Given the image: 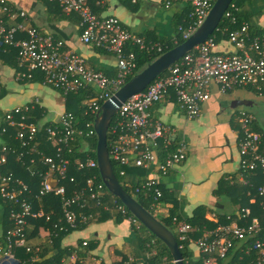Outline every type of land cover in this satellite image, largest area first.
Here are the masks:
<instances>
[{
  "label": "built area",
  "instance_id": "2783aa9c",
  "mask_svg": "<svg viewBox=\"0 0 264 264\" xmlns=\"http://www.w3.org/2000/svg\"><path fill=\"white\" fill-rule=\"evenodd\" d=\"M48 1L58 2L67 15L79 16L81 40L84 44L104 48L116 56L118 62L114 75L89 68L86 59L78 53L63 52L61 40L43 33L32 24L27 12L12 7L7 0H0V44L17 51L19 70L16 74L19 82L31 78L35 72H40L45 75V85L62 91L64 95L96 87L100 91L97 99L87 101L88 108L83 112L86 116L88 114L94 116L95 121L102 104L125 85L127 78L135 71L136 50L163 54L168 45L147 42L124 28L114 16H98L90 8V0ZM186 1L189 3L190 12L183 24L187 25H180L178 28L184 40L189 39L203 25L216 2V0ZM170 3L167 2V5ZM225 16L232 17V14L227 11ZM233 21L236 19L233 18ZM249 31L250 24L245 22L240 29L230 34L229 41L236 48V52L231 54L216 52L215 40L210 37L204 44L171 66L165 76L159 77L146 90L122 103L112 121L114 124L111 123L108 131L114 137L109 153L111 160L119 166L141 168L149 172L147 180L136 187L137 193L153 191L154 199L159 201L163 197L161 178L169 176L187 160L188 144L185 138L179 135L176 129L152 119L150 109L156 103L174 92L187 118L196 120L201 115L202 105L210 98L209 88L213 82L217 83L224 93L235 88H250L257 94L264 95V36L252 38ZM36 104L40 105L37 101L10 109H0V163H6L7 153H13L5 145L10 139L22 143L21 158L26 155L25 147H31L32 143L38 145L43 137L46 138V141L56 149V157L46 155V151L38 147L31 148V152L40 155L43 163L49 167L46 172L35 173L43 179L40 195L61 196L64 200L65 222L75 227L77 215L71 208L74 205L90 206L92 202L87 198V188L75 191L72 197L65 199L67 190L61 181L67 177L70 161L62 157V152L64 147L74 142L76 136L83 134L84 130L76 126L74 114L68 111L54 119L47 120L44 117L38 123H34L31 115ZM238 120L240 181L243 185L249 186L252 178L259 174L264 179V149H261L263 136L254 130L253 115L242 111ZM85 127L88 129L91 123L86 122ZM94 134L95 129H88L86 135ZM160 149L166 151V156L162 160L158 157ZM77 164L79 170L98 168L97 161L92 158L86 162L78 161ZM152 171H157V175L151 174ZM120 174L127 181V172L121 170ZM96 178L94 175L88 180L92 199L98 196L93 190ZM70 180L73 182L74 178ZM127 184L132 185L128 181ZM98 190L100 195L104 194L107 188L102 183ZM26 192H30L26 184L0 172V197L13 201L12 203L19 208L17 212L11 210L10 220L14 224L13 228L7 231L0 229V264H28L17 260L16 250L28 245L26 230L30 227L31 220L41 218L43 212L34 211L31 203L23 198ZM258 194L264 198V183L258 187ZM112 209L120 211L125 216L130 212L121 202H116ZM250 215L249 208H242L236 214L239 220L247 219ZM126 219L136 230L143 227L133 215L127 216ZM228 220L232 223L219 226L196 242L200 253L226 259L229 249L233 246L231 239L242 242L253 239L255 240L253 248L260 252L261 257L252 264H264V239H258L263 231L261 223L254 219L249 226H241L234 221L233 215L229 216ZM191 230V225L183 223L178 228L180 240H186ZM27 251H31L30 246ZM242 260L241 258V262ZM36 261V258L32 259V262ZM241 262L237 264H242ZM161 264H174V261L165 258ZM201 264H217V258L204 257Z\"/></svg>",
  "mask_w": 264,
  "mask_h": 264
},
{
  "label": "crops",
  "instance_id": "0c3cea01",
  "mask_svg": "<svg viewBox=\"0 0 264 264\" xmlns=\"http://www.w3.org/2000/svg\"><path fill=\"white\" fill-rule=\"evenodd\" d=\"M7 1L16 9L27 12L32 24L43 33L61 40L63 52L78 53L91 68L107 75L115 74L118 61L113 53L107 50L100 52L96 47L82 42L78 15L63 13L62 19L49 22L48 17L53 16L51 10L54 11L55 8L45 0ZM167 2H171L170 5ZM89 6L98 16L116 17L124 28L147 42L166 44L177 40V28L185 22L190 12L186 0H90ZM249 9L254 15L252 22L256 31L264 36V0H255ZM52 26L59 29L63 36L52 29ZM215 51L231 54L236 52V48L228 40L216 44ZM17 71L14 66L0 59V94L5 92L0 100L1 110L38 101L46 110L45 118L54 119L67 111V100L61 93L53 89L46 91L45 85L40 83L21 84L17 80ZM10 92L18 95V100L13 99L14 105L3 107L2 102ZM209 92L210 98L202 105L201 115L196 120L187 118L174 92L150 109L153 120L176 129L188 144L187 160L169 176L161 178V181L167 189L177 192L185 218L193 217L196 209L204 207L207 209L208 220L219 223L222 217H226L231 224L228 217L241 210L240 196L243 195L239 174L241 155L238 116L245 111L255 117L254 129L263 135L264 146V95H259L250 88H235L224 93L214 82L211 83ZM151 174L157 175V171H152ZM139 180L134 173L127 176V181L132 184ZM254 202L255 199H252L251 203ZM162 210L165 211L163 214L167 213L165 208L158 213L161 214ZM34 232L33 227L29 233L28 245L45 246L47 235H34ZM80 241H84L85 245L93 242L96 248L84 259L76 254L67 261L63 259L64 264H122L124 257H129L130 262L135 259L137 264H144L148 258L141 250L133 226L127 220L121 223L114 220L92 223L84 230L65 237L62 247H76ZM193 250L196 257L201 254L198 246L194 245ZM227 259L225 261L230 262L232 256Z\"/></svg>",
  "mask_w": 264,
  "mask_h": 264
},
{
  "label": "trees",
  "instance_id": "16d2710c",
  "mask_svg": "<svg viewBox=\"0 0 264 264\" xmlns=\"http://www.w3.org/2000/svg\"><path fill=\"white\" fill-rule=\"evenodd\" d=\"M45 1L47 4H51V6L55 8L54 11L51 10L53 16L49 15L48 21L54 22L59 18L62 19L64 11L60 4L58 2H50L48 0ZM253 1L254 0H234L228 10V12L232 14V17L224 16L218 27V30L212 35V38L215 40L216 44L222 41H228L230 39V34L240 29L242 24L245 22L250 24L249 33L252 38L256 36H263L262 33L256 31V28L252 22L254 15L249 8L251 7ZM233 18L236 19L235 22L233 21ZM183 23L185 22L183 21ZM183 23L182 25H187ZM184 41L185 40L178 31L176 42L167 43L168 48L166 52L183 43ZM96 48L100 52H105L104 48ZM136 54L137 67L133 74L127 78L126 82L130 81L136 74L141 72L150 63L162 55L157 52L147 53L140 52L138 50H136ZM17 58L18 53L16 50L0 44V59L8 65L14 66L16 70H19V62ZM88 67L91 68L89 65ZM91 69L95 70L94 68ZM167 73L168 71L162 76H165ZM45 79L46 78L44 74L35 72L32 74L31 78L26 79L25 81L21 82V84L40 83L45 85ZM58 92L61 93V95H63L67 100V111L74 114L76 126H78L80 130H84V133L76 136L74 142H71L68 144V146L64 147V151L62 152V157L70 161L69 169L66 174L67 177L61 181V184L64 185L67 190L65 199L72 197L73 192L81 191L82 189L87 188V198L92 203L90 206L85 205L83 207L74 205L71 210H73L77 215L76 226L72 227L71 225H68L65 222L66 219L63 209V198L55 194H47L44 196L40 195L41 182L43 179L35 173L37 171L46 172L49 167L43 163L42 157L40 155L31 152V148L38 147L40 150L46 151V155L56 157V149L50 145L49 141H46V138L43 137L38 145L36 143H32L31 147H25L24 152L26 155L25 157L20 158V154L23 151L21 149L22 143L18 140L12 141V139L5 143V145H7L9 149L13 151V153H7L6 163H0V172L3 173V175H10L14 177L15 180L26 184L30 189V192H26L25 195H23V198L25 197L27 201L31 203L34 211L42 210L43 212V216L41 218L31 220L32 223L26 230V240L28 244L29 233L34 227V235H47V240L45 241L46 245L43 246V244H41L40 246L36 247L30 246L31 251H27L29 245L16 250V256L21 258L19 259L17 257V259L28 264H64L62 260L66 259L67 261L74 254L78 255V257L81 259H84L87 254L90 253V251L96 248L95 244L92 242L88 245H85L84 241H80L76 247L63 249L62 242L65 237L69 236L73 232L84 230L92 223H103L109 220H114L117 223H121L127 220V216H132L130 212H128L125 216L120 211L112 209L116 205V202L120 203V201L107 190H105L104 194L99 195L100 191L98 190V186L102 184L103 181L98 168L95 170H90L88 168L79 170L78 168V161L86 162L89 158L95 159L97 161L96 149L98 137L96 134L93 136L86 135L88 133V129H94V116L89 114L86 116L83 114V112L88 108V104H86V102L97 99L100 91L96 87H89L78 91V93L69 95H64V93L59 90ZM4 95L5 92L2 91L0 94V100L4 97ZM45 111L46 110H44L40 105L36 104L35 110L31 115L32 121L34 123H38L44 119L46 113ZM86 122L91 123V127L88 129L85 127ZM113 124L114 122L112 125ZM254 125L255 122L253 127ZM12 133L14 132L12 131ZM113 138L114 137L108 133L109 150L111 149ZM261 149H264L263 145L261 146ZM172 150H174V148H172ZM165 156L166 151L164 149H160L158 151L159 159L162 160L165 158ZM32 160H35V162H32ZM112 164L115 174L125 191L133 196L145 209H147L151 214L155 215L174 233L180 246L185 264H201L204 257L217 258L219 264H237L241 262V258L243 259L241 262L242 264H252L261 257L260 252L254 250L253 248L255 242L253 239L244 242L231 239L233 241V246L229 249L228 253V257L232 256L230 262L225 261L228 260L227 258H218L217 255L205 256L200 254L198 257H196L193 246H197L196 242L200 239H203L208 230L213 232L219 226H221V224H225L222 226L229 225L230 222L227 221L226 217H222L219 223H214L206 218L207 209L200 207L195 210L193 217L185 218L182 213V202L179 200L177 192L167 189V187L162 183L163 197L159 201L154 199L153 191L137 193L135 190L136 187L140 186L147 180L149 172L141 168L122 167L114 161H112ZM121 170H125L128 175L130 173H134L140 178V180L132 185H128L126 178L120 174ZM94 175L97 176L93 185L94 192L98 194L96 199L90 198L91 191L88 185V180ZM71 178H74L73 182L70 180ZM263 183V176L259 174L258 176L252 178L249 186H241L243 191V195L240 196L242 197V200H240L241 209L249 208L251 210V215L244 220H239L237 216L234 215V218L239 221L241 226H249L253 223L254 219H257L263 226V231L258 236V239H264V198L258 194V187ZM252 199H255L254 203H251ZM12 202L13 201H9L0 197V229H4L5 231L13 228L14 226L13 222L10 220L11 210L13 209L15 212L19 211L18 205H15ZM163 208L167 209V213L159 214L158 211ZM183 223H187L192 227L187 239L184 241L180 240V235L178 232V228ZM133 231L138 237L141 250L148 256L146 263L144 264H161L165 258H167L169 261H174L170 251L164 245V243L151 234L145 227H142L141 230H136L133 227ZM153 241L155 243H153ZM236 248L238 249L237 251ZM247 250H250L248 254L246 253ZM234 251L236 252L234 253ZM35 258L38 260L36 262H32V259ZM122 264H137V262L135 259L133 262H130L129 257H124V262Z\"/></svg>",
  "mask_w": 264,
  "mask_h": 264
},
{
  "label": "water",
  "instance_id": "95a60500",
  "mask_svg": "<svg viewBox=\"0 0 264 264\" xmlns=\"http://www.w3.org/2000/svg\"><path fill=\"white\" fill-rule=\"evenodd\" d=\"M233 2L234 0H216L203 25L189 39L163 53L125 85L120 87L102 104L101 111L94 123V129L98 137L96 159L103 183L107 190L119 199L143 227L164 243L173 257L174 264H185L176 236L155 215L151 214L133 196L127 193L121 185L110 158L108 131L122 103L146 90L150 84L166 73L171 66L212 37L218 30L220 23ZM51 28L63 36V33L55 26Z\"/></svg>",
  "mask_w": 264,
  "mask_h": 264
},
{
  "label": "rangeland",
  "instance_id": "374dc122",
  "mask_svg": "<svg viewBox=\"0 0 264 264\" xmlns=\"http://www.w3.org/2000/svg\"><path fill=\"white\" fill-rule=\"evenodd\" d=\"M255 1V0H254ZM253 1V2H254ZM13 84H16V83H13ZM12 84H10V86H11ZM44 87H46V88H44V90H48V89H53L54 91H58V90H56V89H54V88H52V87H50V86H44ZM13 99H16V100H18V95H16V94H13V92H10V94L7 96V98L2 102V106L3 107H6V106H11V105H14V103L12 102V100ZM51 118L50 117H47V120H50ZM163 212L161 213V214H163L165 211L164 210H162ZM76 234V233H75Z\"/></svg>",
  "mask_w": 264,
  "mask_h": 264
}]
</instances>
